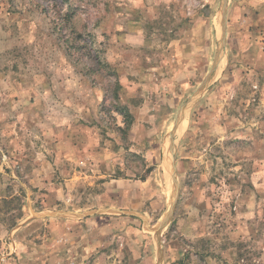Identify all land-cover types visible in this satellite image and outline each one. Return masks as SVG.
I'll use <instances>...</instances> for the list:
<instances>
[{"label": "rangeland", "instance_id": "374dc122", "mask_svg": "<svg viewBox=\"0 0 264 264\" xmlns=\"http://www.w3.org/2000/svg\"><path fill=\"white\" fill-rule=\"evenodd\" d=\"M222 6L0 0V264H264V0L220 50Z\"/></svg>", "mask_w": 264, "mask_h": 264}, {"label": "water", "instance_id": "95a60500", "mask_svg": "<svg viewBox=\"0 0 264 264\" xmlns=\"http://www.w3.org/2000/svg\"><path fill=\"white\" fill-rule=\"evenodd\" d=\"M223 2V6L221 9V35H220V40H219V44H220V50L221 47L224 46L225 43V27H224V14H225V10H224V6L225 3L227 2V0H222ZM219 58V57H218ZM218 65V63L216 64ZM211 79V74L209 73L207 75V77L205 78V80L203 81L202 85L194 92L193 95H191V97L188 98V100L186 102H184L178 113H177V117L175 119L174 122V126L172 128V130L169 132V145H168V151L170 152V154L172 155L171 157V168H172V179L174 181L173 184V194H172V200L170 201V205H169V210L168 212L164 215L163 219L160 221L159 226L157 227L156 231L159 232L169 221V219L172 216L175 204H176V199H177V189H178V185H177V180H176V175H175V165H174V152H175V148H176V139L174 138L176 131L178 129V127H180L181 122L183 121V117L186 113L187 108H189V105L192 103V101L195 99L196 95L198 93H200V91L204 88V86L210 81Z\"/></svg>", "mask_w": 264, "mask_h": 264}, {"label": "trees", "instance_id": "16d2710c", "mask_svg": "<svg viewBox=\"0 0 264 264\" xmlns=\"http://www.w3.org/2000/svg\"><path fill=\"white\" fill-rule=\"evenodd\" d=\"M118 111H119V114L123 117V120H122L123 127H120V129L125 132L131 126L133 122V116L125 105H119Z\"/></svg>", "mask_w": 264, "mask_h": 264}, {"label": "crops", "instance_id": "0c3cea01", "mask_svg": "<svg viewBox=\"0 0 264 264\" xmlns=\"http://www.w3.org/2000/svg\"><path fill=\"white\" fill-rule=\"evenodd\" d=\"M119 180H123V179H119ZM119 180L116 181V179H112V180L110 179V183H106V184H111V186H115ZM106 182H107V181H106ZM111 182H112V183H111ZM108 189H109V188H108Z\"/></svg>", "mask_w": 264, "mask_h": 264}, {"label": "bare ground", "instance_id": "6f19581e", "mask_svg": "<svg viewBox=\"0 0 264 264\" xmlns=\"http://www.w3.org/2000/svg\"><path fill=\"white\" fill-rule=\"evenodd\" d=\"M180 126H182V124Z\"/></svg>", "mask_w": 264, "mask_h": 264}]
</instances>
